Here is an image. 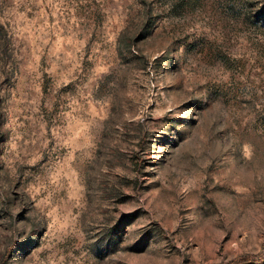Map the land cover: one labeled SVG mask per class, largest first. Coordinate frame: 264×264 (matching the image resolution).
I'll list each match as a JSON object with an SVG mask.
<instances>
[{
  "label": "rangeland",
  "instance_id": "374dc122",
  "mask_svg": "<svg viewBox=\"0 0 264 264\" xmlns=\"http://www.w3.org/2000/svg\"><path fill=\"white\" fill-rule=\"evenodd\" d=\"M0 264H264V0H0Z\"/></svg>",
  "mask_w": 264,
  "mask_h": 264
},
{
  "label": "trees",
  "instance_id": "16d2710c",
  "mask_svg": "<svg viewBox=\"0 0 264 264\" xmlns=\"http://www.w3.org/2000/svg\"><path fill=\"white\" fill-rule=\"evenodd\" d=\"M243 263H247V262H243Z\"/></svg>",
  "mask_w": 264,
  "mask_h": 264
}]
</instances>
